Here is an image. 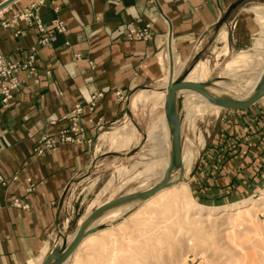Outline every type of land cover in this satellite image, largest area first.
I'll return each mask as SVG.
<instances>
[{
    "label": "crops",
    "instance_id": "1",
    "mask_svg": "<svg viewBox=\"0 0 264 264\" xmlns=\"http://www.w3.org/2000/svg\"><path fill=\"white\" fill-rule=\"evenodd\" d=\"M36 1L12 0L0 8V53L7 58L25 57L40 37L50 36L47 44H38V79L19 70L23 82L8 106L0 102V264H40L68 227L63 195L92 160L91 139L98 129L88 117L104 125L117 121L133 90L160 79L167 83L170 67L186 62L202 43L214 40L218 54L239 49L237 55L257 27L252 4L247 5L251 0H42L35 11ZM26 9L38 14L44 29L22 15ZM54 20L65 29L58 30ZM146 23L148 38L127 35L128 26ZM142 90L132 93L131 107ZM76 104L83 110V139L36 152L44 131L56 138L70 125ZM224 109L221 141L209 153L226 160L217 166L208 157L202 177L199 167L192 172L204 202L236 200L264 185V95L245 108Z\"/></svg>",
    "mask_w": 264,
    "mask_h": 264
},
{
    "label": "rangeland",
    "instance_id": "2",
    "mask_svg": "<svg viewBox=\"0 0 264 264\" xmlns=\"http://www.w3.org/2000/svg\"><path fill=\"white\" fill-rule=\"evenodd\" d=\"M263 3L264 0H251L247 5L252 4L251 7L264 5ZM259 38L264 39V26L257 20L255 32L251 35L248 44L242 48L245 52L255 54L254 63L263 61L261 55L264 54V49L254 46ZM215 45L214 40H210L206 44L202 43L198 52L186 62L176 63L173 66L177 69L174 78L187 76L199 60L208 59L209 72L206 81L203 80L207 82L206 89L219 95L240 97L239 94L236 96L239 90L237 88L241 87L245 80L259 79L261 74L257 69L246 67L225 75L226 63L235 56L239 49L223 55L221 52L218 54L217 50L220 48ZM217 81L228 83L220 86L216 84ZM164 82H166L165 79H160L149 86L133 90L129 95L128 110L124 115L117 121L96 130L91 139L92 160L82 173L68 184L64 192L62 199L63 220L68 219L69 223L65 230L61 229L62 233L56 235L55 246L62 244L63 237L67 242L70 240L79 224H76V218L79 219L86 212L95 198H98L96 204L98 206L106 200L136 190L144 181L145 177L140 176V178H132L120 186L124 179L132 176L133 173L122 171L123 173L121 172L122 175H120L117 167L127 165L126 168H128L138 160H143L146 161L142 165L144 168L151 158L159 157V155L151 153L156 140L150 134L151 130L169 133V151L166 150L164 154L167 155L166 152L168 154L171 152V134L167 122L162 128L156 126L157 122L163 118L167 121L164 103L158 100L161 91H155L151 96L145 97L136 108L131 107V102L129 104L130 97L136 90L140 88H146V90L164 89ZM180 90L176 96V108L181 128V143L187 142L194 156L190 164H186L182 168L178 167L170 176L183 177L188 185L190 195H184L176 214L168 212L165 217H162V211L158 213L147 209L144 199H135L112 207L99 215L95 223L102 228H109L110 231L107 235L100 234L94 248L83 241L76 253L65 264H264V208L260 209L262 205L252 209L250 213H245L246 216L244 212L240 215L233 214L235 212L223 214L224 206L237 203L243 198H250L258 204L264 202V199L261 200L264 197V185L255 192L226 202L218 199L204 202L197 197L191 179L193 170L199 167L197 176L202 177L205 173L203 167L210 159L217 166L226 160L222 154L219 155V158L216 156L213 159L209 153L212 150L217 152L216 143L221 141L223 132L221 117L225 107L209 109L205 113L193 115L192 106H190L192 102H185L184 97L187 92L183 89ZM248 95L250 94L248 93ZM248 95L245 94L243 97ZM128 121L133 122L135 135L133 138L123 141L116 132ZM147 132L148 139L147 136L145 138ZM208 153L209 155H206ZM144 154L145 156L142 157ZM158 177L149 179L148 184L153 185L159 180ZM214 207L218 209H215V213L210 219L207 218V212ZM119 208L125 209L117 217L99 219L109 211ZM143 208L146 211H143L139 218H133L135 213ZM129 212L132 214L128 218L126 214ZM123 223L124 225L120 229L119 226Z\"/></svg>",
    "mask_w": 264,
    "mask_h": 264
},
{
    "label": "bare ground",
    "instance_id": "3",
    "mask_svg": "<svg viewBox=\"0 0 264 264\" xmlns=\"http://www.w3.org/2000/svg\"><path fill=\"white\" fill-rule=\"evenodd\" d=\"M250 10H252L254 12L255 17L259 21V23L263 24V26H264V5L251 6ZM222 40L226 41V46H225L226 48L225 49L227 52L228 47H227V33L226 32H224L222 34ZM254 46L256 48H259V49H264V39H262V38L257 39ZM254 55H255L254 53H248L245 51L238 53L237 55H235L232 59H230L226 63V66L224 69V74L228 75V74L234 73L239 68H246V67L250 68V69H257V70H259V73L262 74L264 71V54L261 55V57H263V61L259 62V63L253 62ZM208 72H209L208 61H206V60L200 61L199 60L192 67V69L188 72L189 78H188V75L185 76V78L186 79L188 78V80L203 81V80L207 79ZM173 73H174V69L172 70V75L174 77ZM258 80L259 79H257V80H245V83L241 87L237 88L239 90H238V93H236L237 94L236 96H239V95L243 96L245 94L248 95V93L251 94L250 92L253 91V89L257 85ZM227 83H225L224 81H217L216 82V84H218L220 86H222L223 84H227ZM166 84L167 83H165V85L163 86L164 89L153 88V89H149V90H142L139 93H137L132 99V107L136 108V106L139 103H141L145 99V97L151 96L153 93H155V91H161V92H159V95H158L159 99L158 100L161 103H164L165 93H166L165 92ZM231 89H232V87H231ZM183 90H185V92H187V95H185V97H184L185 102L186 101H189V103L192 102V105H190V106H192L191 110H193V111H191V112H193V115H196L198 113L199 114L205 113L207 110L215 109L218 106L221 107L220 105H217V104L209 101L208 98L206 96H204L203 94H201L200 92H197L193 89H188V88H183ZM179 91H181V90H179ZM211 93L215 96H220L219 94H216L213 92H211ZM129 102H131V100ZM193 118H195V117H193ZM166 122L167 121H165V118H163L157 122L156 126H158L159 128H162ZM135 127H136V125H135ZM136 129L138 130L137 127H136ZM117 133L119 134L120 139L123 141L127 140L129 138H133L135 135V129L133 127V122H131V121L126 122V124H124L122 127H120L118 129L116 134ZM150 134L156 138L154 147L151 149V153H153L154 155H159V157L151 158L144 168H142V165L145 164L146 161L144 162L143 160H138L137 162H135L133 165H131L128 168H126L127 165L117 168L118 173H121L122 171H124V172L126 171V173L131 172V174L133 173L132 176L130 175L129 177L124 179V181L122 182V184L120 186L125 184V182L127 183V181H129L132 178H137V177L140 178V176H141V177H145V179L136 188V190H143V189H147L150 187V185L148 184L149 179H151L155 176H159L158 178H159V180H161L164 177L165 170L169 166V164L171 163V160H172L171 152L169 154L166 152L167 155L164 154V152L169 149V143H170L169 133H165V132L160 131V130H151ZM146 136L148 139L149 138L148 132H147V135H145V138H146ZM183 143L181 145V159H182L183 167H185L184 165L191 163L194 155H193L192 150L189 147V144H187V142H183ZM144 156H145V154L142 155V157H144ZM138 166H140V167H138ZM177 168L178 167L173 168L171 170V173L174 170H176ZM122 173L120 175H122ZM171 173H170V175H171ZM170 175H169V179L173 180V182L171 184L160 188L155 193H153L152 196H150L147 199H144V200H146L145 205H146L147 209H151L152 212H158V213H160L162 211V217L163 216L165 217L168 212L172 213V214H176L178 212L179 203L181 202V200H183L184 195L185 196L190 195L188 185L185 182V180L183 179V177H179V175H172V176H170ZM159 180H157V181H159ZM133 191H135V190H133ZM263 199H264V197L261 198V200H263ZM191 200H192V198H191ZM97 202H98V198H95L90 203V206H89L90 211H91L92 207L96 206ZM263 204H264V202H261L258 204L255 200H250V198L249 199H243L241 201H238L237 203H232V204L224 206L223 207V211H224L223 214L232 213V212H235L233 214H236V215H240V213L242 214L243 212H244V214L250 213V211L252 209L258 208L259 205H262V207L260 209L264 208ZM124 209L125 208H123V209L119 208V209L111 210L99 219L102 220L105 218H115ZM215 209H218V208L217 207L210 208L209 212H207V218L210 219L212 217V215L215 213ZM143 211H146V209L143 208L140 211H138L137 213H135L133 218H139ZM131 214L132 213H129L127 215V217L129 218V216ZM245 216H246V214H245ZM167 217H168V215H167ZM79 223H80V221H79ZM123 225H124V223L119 226V227H121L120 229H122ZM109 231H110L109 228L105 227V228L98 230L97 232H95L93 234L88 235L86 238H84L82 240V242L79 244L78 248L82 245L83 241H84V243H88L92 248L96 247V245H97L96 233L101 232L102 234L107 235V233ZM72 236H73V234H72ZM76 251L77 250H75L74 253H76ZM73 254L71 256H73ZM34 264H36V263H34Z\"/></svg>",
    "mask_w": 264,
    "mask_h": 264
},
{
    "label": "water",
    "instance_id": "4",
    "mask_svg": "<svg viewBox=\"0 0 264 264\" xmlns=\"http://www.w3.org/2000/svg\"><path fill=\"white\" fill-rule=\"evenodd\" d=\"M12 0H4L0 3V8L11 2ZM173 66L169 69V79L166 84V93L164 99V112L171 134V154L172 160L169 166L165 170L164 177L155 182L147 189L135 190L132 192H126L117 198L110 199L103 202L101 205L91 210L78 224L73 232L70 240L67 242L66 238L63 237L62 244L55 246L41 261L40 264H65L71 255L77 250L79 244L88 235L97 232L102 229L100 225H95L96 219L99 215L108 211L112 207L135 199H147L153 195L160 188L169 185L173 180L169 179L171 170L175 167H183L181 159V134H180V121L176 108V96L180 89L188 88L200 92L208 98L209 101L220 105L221 107L227 108H245L264 95V71L261 74L257 85L253 89L250 95L243 97H232V96H215L206 89L207 82L198 80H188L185 77L174 78L172 75ZM130 213V212H129ZM126 214V213H124ZM128 213L126 214V216Z\"/></svg>",
    "mask_w": 264,
    "mask_h": 264
},
{
    "label": "built area",
    "instance_id": "5",
    "mask_svg": "<svg viewBox=\"0 0 264 264\" xmlns=\"http://www.w3.org/2000/svg\"><path fill=\"white\" fill-rule=\"evenodd\" d=\"M42 2V0H37L31 7L36 11L37 3ZM26 9L22 15L26 17H33L40 29H44L40 18L36 12ZM55 27L58 30H64V25L60 20L53 21ZM127 35L135 38L146 39L150 35L149 24L146 23L143 26L130 25L127 29ZM50 40V36H42L37 40L36 44L30 47L29 52L23 58L9 59L4 54L0 53V102L3 106H8L10 98L13 96V90L23 82L17 75V72L21 69L27 70L28 74L33 77L34 80L38 79L39 72L35 64L36 54L38 52V44H47ZM100 95L99 93L91 95V101L89 108L93 110L95 105V98ZM83 110L80 104H76L75 107L70 111L69 119L71 121L70 125L66 128H61L58 131L57 137H53L47 131L41 134V144L35 147L36 152H41L46 148L54 147L56 144L62 141L69 140H82L84 137V126L82 123ZM88 121L94 122L98 128L104 126L103 121L98 118L94 121L92 117H88ZM54 122V120H52Z\"/></svg>",
    "mask_w": 264,
    "mask_h": 264
}]
</instances>
